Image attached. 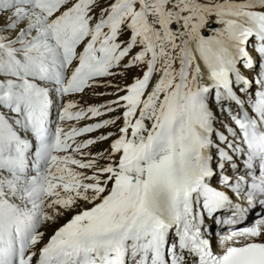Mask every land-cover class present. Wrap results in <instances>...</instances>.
<instances>
[{
  "label": "snow or ice",
  "instance_id": "1",
  "mask_svg": "<svg viewBox=\"0 0 264 264\" xmlns=\"http://www.w3.org/2000/svg\"><path fill=\"white\" fill-rule=\"evenodd\" d=\"M0 264H264V0H0Z\"/></svg>",
  "mask_w": 264,
  "mask_h": 264
}]
</instances>
